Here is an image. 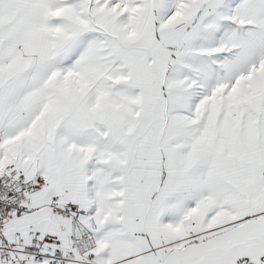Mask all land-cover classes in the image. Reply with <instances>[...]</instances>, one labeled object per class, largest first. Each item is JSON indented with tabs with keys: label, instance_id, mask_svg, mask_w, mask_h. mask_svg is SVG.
Instances as JSON below:
<instances>
[{
	"label": "snow or ice",
	"instance_id": "obj_1",
	"mask_svg": "<svg viewBox=\"0 0 264 264\" xmlns=\"http://www.w3.org/2000/svg\"><path fill=\"white\" fill-rule=\"evenodd\" d=\"M0 264H264V0H0Z\"/></svg>",
	"mask_w": 264,
	"mask_h": 264
}]
</instances>
